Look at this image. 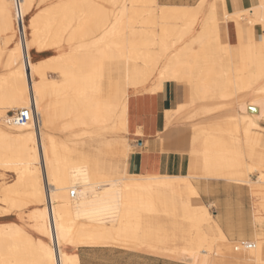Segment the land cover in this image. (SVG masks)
<instances>
[{
  "label": "bare ground",
  "instance_id": "bare-ground-1",
  "mask_svg": "<svg viewBox=\"0 0 264 264\" xmlns=\"http://www.w3.org/2000/svg\"><path fill=\"white\" fill-rule=\"evenodd\" d=\"M103 1L68 0L33 14L42 0H20L19 5L0 0V69L7 70L0 73V177L9 171L15 178L0 194L7 207H0V264H81L77 249L99 246L164 251L196 264H264V137L254 132L264 120V97L248 101L250 80L263 79L264 66L251 72L248 64L237 66L232 60L240 47L242 17L250 14L252 28L259 25L264 31V0H245L247 7L233 14L227 0L167 5L172 16L143 18L140 38L129 32L138 28L134 20L144 10L129 15L119 7L121 0ZM218 1L224 16H219ZM179 16L182 23L174 21ZM72 20L76 25L64 40ZM64 44L74 47L64 50ZM53 51L45 60H32L34 54ZM106 63L120 72L123 81L118 85L102 79ZM243 66L248 81L244 72L237 75ZM166 82L187 86L192 97L189 105L167 112L168 125L196 104H201L200 114L231 106L212 104L220 93L222 100L244 93L237 106L242 115L217 119L198 132L204 140V177H230L252 190V241L227 238L191 176L152 181L130 174L131 152L122 175L105 180L102 166L99 174L91 173L83 154L85 140L127 134L130 94L138 89L156 94ZM21 110L32 116L16 125L9 113ZM175 184L188 193L180 218L190 232L196 228V235L191 233L174 250L143 244V215L160 214L156 193L163 188L162 197L170 199ZM172 216L177 218L173 211ZM205 225L215 232L212 246L207 245ZM196 239L204 245L194 249Z\"/></svg>",
  "mask_w": 264,
  "mask_h": 264
},
{
  "label": "crops",
  "instance_id": "crops-1",
  "mask_svg": "<svg viewBox=\"0 0 264 264\" xmlns=\"http://www.w3.org/2000/svg\"><path fill=\"white\" fill-rule=\"evenodd\" d=\"M247 5L245 0H227V10L231 14L245 9ZM259 33L261 32L259 31L257 36L262 37L263 35ZM256 40H258L257 37ZM44 53H42V60L54 55L53 52ZM255 61H257L255 56H251L250 63H248L251 72H257L264 66V62H258V65H255ZM191 99V92L187 86L172 82H166L162 90L156 94L136 95L129 101L128 133L126 136L87 139L83 144L84 158L89 161L92 174H99V169L102 166V173L105 176L116 177L125 172L130 146L134 147V153H131L128 160L130 174L144 177L185 178L191 176L194 178V185L199 190L200 200L208 207L216 223H219V227L226 233L227 238L231 242L242 238L252 239L254 217L251 188L226 176L225 178L228 179L224 177L205 178L203 156L197 165L195 159L189 155L190 152L186 151V149L189 150L187 134L190 133L191 128L208 123L210 118L225 119L240 116L242 112L237 108L228 109L217 112L210 117L203 116L200 119L174 122L172 126L168 127L167 112L175 111L179 105H189ZM198 106L189 111H197ZM248 114H252L250 110H248ZM258 124L260 130L254 132L264 137V120H259ZM88 144L90 145L88 146ZM192 145L195 148H201L203 155L204 140L200 135L194 138ZM262 147H264V143ZM119 166L122 167L121 171L114 172L113 170ZM170 199L171 203H169ZM170 199L166 195L163 196L162 207L170 208L179 214L182 205L189 202L187 191L177 187L173 188ZM168 218L177 219L163 214L143 215L141 221L143 244L157 246L156 235L163 234L165 244H158L157 247H166L168 250L175 247L173 242L175 237L172 232L169 233V226L167 233L160 228L164 226V222ZM178 219L181 221V226L186 227L184 221L179 217ZM211 231L215 234L213 230ZM149 233L151 234L150 238L144 242ZM169 239H171L170 242ZM186 240L188 239L183 238L182 242L184 243ZM77 250L81 264H188L176 260L172 254L164 251L156 254L144 250H128L111 246L80 247Z\"/></svg>",
  "mask_w": 264,
  "mask_h": 264
},
{
  "label": "rangeland",
  "instance_id": "rangeland-1",
  "mask_svg": "<svg viewBox=\"0 0 264 264\" xmlns=\"http://www.w3.org/2000/svg\"><path fill=\"white\" fill-rule=\"evenodd\" d=\"M36 1H37L36 3L39 2V0H36ZM66 1H68V0H42L41 7H37L34 10L33 14H35L41 8H42V10L44 8H46V9H48V8L55 9V8L59 7L61 4L66 3ZM93 1L105 4V1H103V0H93ZM199 1L200 0H121L120 4H119V7L121 8L122 6H124L125 9H127L126 13L129 14V15L131 13H133L135 15H139L138 14L139 11L136 12V10H141V11L144 10V12H141V14L138 16V19L134 20V22H136L138 24V28L136 27V29L134 31H130L129 32L133 38H140L141 36H143V34H142V32H143L142 30L143 29H142V27H139V26H141L140 21L143 18H149V19L158 21V20L162 19L163 15L167 12L165 10L167 5H189V3H191V6H195V5H197L199 3ZM211 1L212 0H209V2H211ZM37 5L38 4H36V6ZM107 6L109 8H112L111 5H107ZM217 8H218L219 16H221V15L224 16L225 12L223 10V6L221 5L220 1L217 2ZM166 14H167L168 17L172 16V12H168ZM246 16L247 17H242L240 19V21H242L241 28H240V33H239L240 37H241L240 47H239L238 51L234 53V56L232 58V60L235 62V64L237 66H240L242 64L245 65V64L250 63L249 59H250L251 56H255V58L257 60V61L254 62V63H256L255 65H258L257 64L258 62H260V63L264 62V46H261L259 40H256V37L258 38V36H257L258 34L257 33L259 31L261 32L259 34H262L263 35L262 37H264V31H263L262 27L259 26V25L255 26L253 29L250 30L249 28L253 27L251 25L252 23L249 22V20H251V16H250V14H247ZM174 21L176 23H182L184 21V17L179 16V18L174 19ZM75 25H76V22L74 20H72L70 22L68 28L65 29L64 36H63L64 40H66L68 38L69 34L73 31ZM156 30H158V29H155V31ZM131 32H134V35ZM146 32L149 33V34H154V32L149 30V29L146 30ZM72 45L74 47V44H72ZM72 45L70 46V45L64 44L62 46V49L71 50L72 49ZM53 53L55 54L56 52L53 51ZM34 55H35V57H34ZM34 55L32 57V60H34V61L42 60V55L41 56L36 55V54H34ZM106 64L104 65V68H103V77H102V79L105 82L109 81V82H112L113 84L118 85L119 82L123 81L122 78L120 77V75L118 74L120 72H118V69L110 67L108 64L107 65ZM245 68H244V66L241 68L242 70L239 68L238 71H240V72H238L236 70L235 74L238 72L239 74L237 73V75H240V74H242L244 72L242 74L243 75L242 77L244 79H247V81H248V80H250V78L247 77V74H246L247 73V69H245ZM0 73L1 74H6L7 70L2 67L0 69ZM50 76H52V75L50 74ZM250 81H251L250 82V89H249L250 97H249L248 101H253V100H257L259 98H263L264 97V78L261 79L259 76H255L254 78H251ZM261 87H262L263 90H259ZM139 94H150V93L147 92V90L143 91L141 89H138L137 93L130 94L129 100H128V107H129L130 99L134 98L136 95H139ZM243 94L244 93H239L234 98L222 100L221 93H220L218 95L219 97L215 98V100L212 101V104L227 103L228 105H231V106H229L228 108H225V109H220V110L214 111L211 114H200L201 112L199 110H197L195 112H190L189 110L191 108L196 107V106L199 105V104H196V105H193L189 110L184 111V112H179L175 116H173V118H171L172 119L171 123L168 125V127L172 126L174 124V122L190 121L191 119H189L187 117L189 113H192V115L196 116L194 119H200L203 116L210 117L212 114H215L218 111L221 112V111L228 110V109L229 110L230 109H235V107L238 109L237 106L239 105V103L241 101H243L241 99L244 96ZM200 106H201V104H200ZM200 106H198V107H200ZM16 113L17 112H11V113H9V115L11 117H13ZM194 119H192V120H194ZM225 119H227V118H225ZM225 119H222L221 121H224ZM215 120H217V119L210 118V120H208V123L214 122ZM208 123H206V124H204L202 126H194L193 128H191L190 133L187 134V136H188V138H187V146H188L189 150L186 149V151L188 153L190 152L189 155L193 159H195V162H196L197 165H199L200 159L202 157V149L201 148L200 149L195 148L194 145H192V142L194 141V138L197 137V135H201V132H198V131L201 128H204ZM254 130L255 131L260 130V126L259 127H254ZM48 132L50 134H60L59 132H56L54 130H48ZM119 136H126V134L119 135ZM103 137H114V136L107 135V136H103ZM90 144H88V146ZM80 150H81V148H78V152H80ZM133 151H134V147L132 148L130 146L129 152L132 153ZM129 152H128V154H129ZM39 166L41 167L42 164H40ZM83 167H85V166H83ZM121 168L122 167L119 166L118 168L114 169L113 171L114 172L121 171ZM262 170L264 171V168H262ZM108 171L111 172L110 169H108ZM159 177H162V176H152V177H149V178L152 179V181H156ZM104 178H105V180H111L114 177L109 178V177L106 176ZM14 182H15L14 174L9 172V171H7L5 173L4 178L0 177V194H1L2 189L4 188L5 184L12 185ZM192 182H193V180H192ZM175 187L179 188L180 190L184 189V187L181 184H175L174 188ZM162 189L157 191V193H156V195L159 198L158 211H159L160 214L167 215V216H172V210H170V208H167V207L163 208L162 207V204H163V202H162ZM0 207H2V209H7V207H5V204L3 203L1 198H0ZM25 211L28 212V210H25ZM173 212H174V214H176L177 219L168 218L164 222V226L160 227V228H161V230L163 229L164 232L167 233V230H168L167 227L169 226V228H170V232L169 233L172 232V234H174V237H175V238H173V242L175 243V247L174 248H176V247L182 246L183 238L189 239L191 237V233H194L196 235V228H192L191 229L192 232H190V229H189L188 226H186V227L185 226L184 227L181 226V221H180V219H178V217L179 218L181 217V213L179 214V213H177L175 211H173ZM15 213L16 212L12 210L11 215H14ZM10 219L12 221H14L13 220L14 218H10ZM108 224L112 225L113 223L109 222ZM140 227H141V223H140ZM210 227L211 226H209V225H205L204 229L208 233V238L206 239L207 245L212 246L214 244V240L216 239V235L210 230ZM150 233H152V232L150 231ZM150 233L146 236L147 238L144 239V242L150 238V236H151ZM155 239H156V241H157V243L159 245L165 244L164 243V239L165 238H163V234L156 235ZM201 239H203V238H201ZM242 239L243 240H247V241L248 240L252 241V239H245V238H242ZM197 240L198 239H196L195 242H193L192 246H194V249L200 248V247H202L204 245L201 242H196ZM167 241H168V239H167ZM170 241H171V239H169V242ZM50 243L55 248V250H57V244L56 243L54 244L52 241ZM158 244H156V245L158 246ZM177 244H179V245H177ZM174 248L172 250H174ZM149 252L153 253L154 251H149ZM156 254H160V253H156ZM173 258H175V257H173ZM175 259L179 260V261H182V262H186L188 264H196V263H190V262H187L185 260L178 259V258H175Z\"/></svg>",
  "mask_w": 264,
  "mask_h": 264
},
{
  "label": "built area",
  "instance_id": "built-area-1",
  "mask_svg": "<svg viewBox=\"0 0 264 264\" xmlns=\"http://www.w3.org/2000/svg\"><path fill=\"white\" fill-rule=\"evenodd\" d=\"M16 5L20 4V0H13ZM21 24L23 25V21L21 19ZM30 116H32V112L30 110H21L19 112H17L13 117V122L16 125H24L29 121ZM77 195L75 190L71 191V197L74 198ZM250 248V245H249Z\"/></svg>",
  "mask_w": 264,
  "mask_h": 264
},
{
  "label": "snow or ice",
  "instance_id": "snow-or-ice-1",
  "mask_svg": "<svg viewBox=\"0 0 264 264\" xmlns=\"http://www.w3.org/2000/svg\"><path fill=\"white\" fill-rule=\"evenodd\" d=\"M262 24H264V21H261ZM261 44V46H264V37H258L257 38Z\"/></svg>",
  "mask_w": 264,
  "mask_h": 264
}]
</instances>
